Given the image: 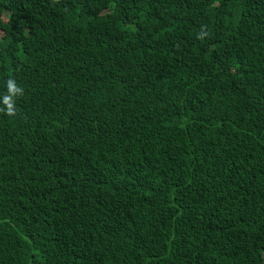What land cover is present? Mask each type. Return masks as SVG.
Segmentation results:
<instances>
[{
    "label": "trees",
    "instance_id": "1",
    "mask_svg": "<svg viewBox=\"0 0 264 264\" xmlns=\"http://www.w3.org/2000/svg\"><path fill=\"white\" fill-rule=\"evenodd\" d=\"M9 79L0 264H264V0H0Z\"/></svg>",
    "mask_w": 264,
    "mask_h": 264
},
{
    "label": "clouds",
    "instance_id": "2",
    "mask_svg": "<svg viewBox=\"0 0 264 264\" xmlns=\"http://www.w3.org/2000/svg\"><path fill=\"white\" fill-rule=\"evenodd\" d=\"M206 33L201 32L200 37H203ZM23 95L22 89L15 84V81L9 79L7 82V94L2 97L3 108H0V112H6L8 115L15 114V98Z\"/></svg>",
    "mask_w": 264,
    "mask_h": 264
},
{
    "label": "water",
    "instance_id": "3",
    "mask_svg": "<svg viewBox=\"0 0 264 264\" xmlns=\"http://www.w3.org/2000/svg\"><path fill=\"white\" fill-rule=\"evenodd\" d=\"M263 257H264V253H263V255H262Z\"/></svg>",
    "mask_w": 264,
    "mask_h": 264
}]
</instances>
